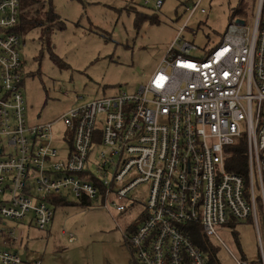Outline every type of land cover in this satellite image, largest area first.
Masks as SVG:
<instances>
[{
    "label": "built area",
    "instance_id": "built-area-1",
    "mask_svg": "<svg viewBox=\"0 0 264 264\" xmlns=\"http://www.w3.org/2000/svg\"><path fill=\"white\" fill-rule=\"evenodd\" d=\"M143 1L156 9L164 3ZM21 13V0H0V264L27 262L11 248L22 242L12 220L46 229L57 198L124 211L128 205L118 200L134 204L140 199L132 193L143 185L142 220L123 233L136 263L211 264L186 224L219 237L230 222L252 218L264 264L256 193L258 182L264 216V0L252 21L232 18L209 55L192 56L196 45L175 49L174 42L136 92L72 106L40 123L29 121L23 90ZM241 138L248 183L226 169L228 147ZM227 249L234 264L253 260Z\"/></svg>",
    "mask_w": 264,
    "mask_h": 264
},
{
    "label": "rangeland",
    "instance_id": "rangeland-1",
    "mask_svg": "<svg viewBox=\"0 0 264 264\" xmlns=\"http://www.w3.org/2000/svg\"><path fill=\"white\" fill-rule=\"evenodd\" d=\"M51 1L66 24L64 30L53 29L48 34L42 27L21 26L26 71L23 90L31 123L54 120L72 106L104 96L136 92L174 42L175 49L186 41L196 45L198 49L192 51V56L209 55L222 41L231 18L252 21L257 3V0H202L189 16L198 0H163L160 9L143 0ZM21 4L24 11L22 0ZM136 12L149 18L137 25ZM48 46H52L59 59H53ZM256 185L264 240L260 185L258 182ZM147 193L143 185L132 193L140 199L134 204L129 199L118 200L128 205L120 212L104 209L98 200L84 206L70 197L67 204L53 206V223L43 230L12 220L9 223L16 225L22 242L11 248L27 254L25 264L38 260L41 264H138L123 233L144 209ZM233 223L218 229L219 237L208 236L218 250L220 264L235 263L227 248L237 257H241V252L251 259L261 255L254 220Z\"/></svg>",
    "mask_w": 264,
    "mask_h": 264
},
{
    "label": "trees",
    "instance_id": "trees-1",
    "mask_svg": "<svg viewBox=\"0 0 264 264\" xmlns=\"http://www.w3.org/2000/svg\"><path fill=\"white\" fill-rule=\"evenodd\" d=\"M22 3L25 5L24 7L25 10L24 11L22 10L21 13V20L23 26L26 24L28 26L32 25L35 28L42 27L44 32L48 34H50L53 29L64 30L66 28V24L63 21H61L60 15L56 12L54 3H52L51 0H22ZM30 12L32 13L31 17H29ZM150 16L154 18L155 15H150ZM135 17H137L136 18L137 25H140L144 20L149 18L146 14H143L142 12H136ZM234 17L236 16H233L232 18ZM48 50H50L53 59L55 60L59 59L58 55L53 51L52 46H48ZM228 150H229V156L226 160V165H227L226 169L231 172L242 175L245 178L246 183H248L249 170H248V154L246 152L247 151L246 140L244 138H241V140L238 143L229 146ZM55 202L57 206L59 204L61 205L68 203L67 200L64 198H57ZM86 205L89 206L88 204H85L84 206ZM141 220L142 217L136 221V224L133 226V229L136 228L138 222H140ZM233 222H230L229 225L233 226L234 225ZM186 231L191 236L193 243L198 248L208 253L209 261L211 264H220V261L217 256L218 250L216 249V247H213V245L210 243L208 239V235L202 233V226L200 225V223L186 224ZM236 234H237L236 238L237 240H239V234L238 233ZM241 254H242L241 257L243 259L248 258L247 256H245L243 252H241ZM257 259L256 260L253 259L248 264H262L259 261V257Z\"/></svg>",
    "mask_w": 264,
    "mask_h": 264
},
{
    "label": "water",
    "instance_id": "water-1",
    "mask_svg": "<svg viewBox=\"0 0 264 264\" xmlns=\"http://www.w3.org/2000/svg\"><path fill=\"white\" fill-rule=\"evenodd\" d=\"M238 22H239V23H240V22L243 23L244 20L240 18V19H238ZM26 260H27V255H26V254H23V261L26 262Z\"/></svg>",
    "mask_w": 264,
    "mask_h": 264
},
{
    "label": "flooded vegetation",
    "instance_id": "flooded-vegetation-1",
    "mask_svg": "<svg viewBox=\"0 0 264 264\" xmlns=\"http://www.w3.org/2000/svg\"><path fill=\"white\" fill-rule=\"evenodd\" d=\"M137 219H138V218H137ZM137 219H136V220H137Z\"/></svg>",
    "mask_w": 264,
    "mask_h": 264
}]
</instances>
